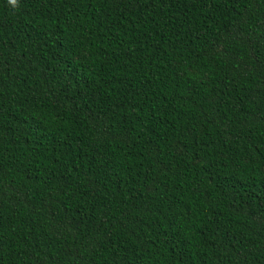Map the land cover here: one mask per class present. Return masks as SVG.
Segmentation results:
<instances>
[{
    "label": "trees",
    "instance_id": "16d2710c",
    "mask_svg": "<svg viewBox=\"0 0 264 264\" xmlns=\"http://www.w3.org/2000/svg\"><path fill=\"white\" fill-rule=\"evenodd\" d=\"M0 264H264V0H0Z\"/></svg>",
    "mask_w": 264,
    "mask_h": 264
},
{
    "label": "clouds",
    "instance_id": "9594fccd",
    "mask_svg": "<svg viewBox=\"0 0 264 264\" xmlns=\"http://www.w3.org/2000/svg\"><path fill=\"white\" fill-rule=\"evenodd\" d=\"M9 3L13 6L17 5V0H9Z\"/></svg>",
    "mask_w": 264,
    "mask_h": 264
}]
</instances>
